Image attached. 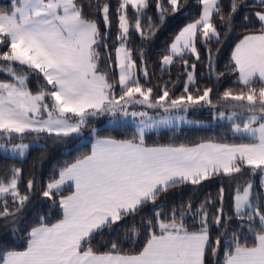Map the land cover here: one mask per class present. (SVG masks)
<instances>
[{"label":"snow or ice","instance_id":"6c2138e0","mask_svg":"<svg viewBox=\"0 0 264 264\" xmlns=\"http://www.w3.org/2000/svg\"><path fill=\"white\" fill-rule=\"evenodd\" d=\"M166 3L167 7L165 0H155L160 24L169 12L175 14L184 6L182 0ZM198 3L199 18L182 28L161 60L162 70H170L177 62L184 66L187 79L176 97L168 83L155 96L153 87L141 83V76L145 81L149 78L143 50L138 52V67L128 46L133 31L142 41L156 33L147 16L151 0H119L115 9L119 94L109 73L99 69L98 49L107 47L104 41L112 26L109 3H96L106 29L103 33L95 19L84 15L78 0H11L10 10L0 8V72L10 77L0 81V153L22 160L32 145L46 150L41 139L63 143L89 129L95 137L90 153L65 164L58 178L50 179L38 194L35 179H28L26 191H20V168L0 177V228L12 235L27 232L24 250L6 251L0 264H206L207 256L215 257L220 251L222 241L227 242L223 264H264V0L252 5L248 0H229L227 12L223 0ZM250 6L257 9L252 14L256 30L240 40L231 57L239 87H229L220 96L229 102L223 107L230 114H216L217 119L231 122V133L248 142L206 140L194 145L148 146L149 131L193 123L185 115L190 108H217L213 88L197 86L196 64H189L186 57L200 61L197 42L201 41L207 47V75L219 80L224 73L215 72L208 46L226 39L241 8ZM142 19L148 21L146 27ZM244 20L251 23L248 16ZM108 60L112 61L110 53ZM30 76L42 80L36 92L28 87ZM137 107L160 109L166 115L156 118L146 110H130ZM105 115L113 117V122L128 117L137 121L133 136L123 140L101 137L93 121ZM29 137L31 143H25ZM245 172L260 177L259 189L252 179L239 184ZM218 176L236 185L232 215L225 212L223 187L218 194L220 206L211 212L207 200L195 209L191 199L171 209L163 206L169 192ZM65 191L69 194L64 195ZM34 195L58 206L61 218L46 223L42 215L30 229H23L22 213ZM149 207L150 219L142 215ZM189 216L198 218L194 231L185 226ZM233 219L235 229L231 228ZM212 226L227 231L213 239ZM141 229L147 232L146 243L134 254L122 253L117 240L108 241V251L92 247L105 232L118 235L122 231L121 242H132ZM245 233L251 234V243Z\"/></svg>","mask_w":264,"mask_h":264},{"label":"trees","instance_id":"16d2710c","mask_svg":"<svg viewBox=\"0 0 264 264\" xmlns=\"http://www.w3.org/2000/svg\"><path fill=\"white\" fill-rule=\"evenodd\" d=\"M11 0H0V8L10 10ZM83 6L84 15L89 19H95L99 24L101 32H105V26L103 24L102 16L96 7L97 0H78ZM99 4L109 3L110 4V19L112 26L106 37L104 43L107 47H100L98 49L100 53V71H106L109 73L110 82L116 84V91L119 94L118 81V69L115 68L114 57L115 48L118 46L117 42V20L115 17V9L118 6L119 0H98ZM184 6L181 10L175 14L169 12L166 20L163 24L159 23L158 10L155 7V0H151V6L147 10V16L151 17L153 25L157 28L154 36L149 38L147 41H142L140 35L136 32H131L128 46L133 50V57L137 60V65H140V58L138 52L142 49L144 53V61L147 64L149 71V78L147 81L141 76V83L147 87H153L154 96L158 95L161 88L165 83H168V87L173 97L179 96L183 92V85L187 79L184 74V66L182 62L174 63L169 69L162 70L161 60L164 55L167 54L171 43L174 41L176 35L185 27L187 24L194 22L199 18L201 14V6L198 0H182ZM249 5L255 3V0H248ZM165 6L167 3L165 0ZM223 6L225 12L228 11L229 0H223ZM256 8L247 7L241 8L240 12L235 17L234 27L228 32L227 38L223 39L220 44L212 43L208 47L212 49L214 70L216 73H224L219 80L215 76L209 77L207 75V47L198 40L197 48L200 52V61H196L194 57L188 56L189 64H196V84L201 89L204 87L213 88V102L217 105L215 108L218 111H230L223 107L225 103L220 100V96L223 91L229 87L234 90L238 89L237 76L232 68V53L235 46L240 42L241 39L250 32L256 30L257 25L252 18V14L256 11ZM130 19L134 18V14L131 8H129ZM248 16L250 21H245L244 17ZM215 22L219 27L220 21L215 18ZM142 26L146 27L148 21L142 19ZM223 31V29H221ZM217 49H219L217 51ZM112 55V61L108 60V54ZM109 63H112V68H109ZM191 71V69H188ZM10 77L4 72H0V81L9 80ZM42 83L38 81L35 76H30L28 81V87L36 92L38 86ZM196 94L193 88L189 89ZM210 119L209 117H206ZM230 123H219L211 124L208 127L201 128H179V129H168L162 131H155L146 134L145 143L148 146L158 145H194L206 140H213L221 143H245L248 142L246 139L234 135L229 130ZM93 127L98 130V134L101 137H111L118 140L129 139L133 136L135 129L128 124H119L115 127H107L106 120L104 118H97L93 121ZM84 135L87 137V141L82 143L81 137L69 139L63 143H53L51 140L41 139L40 144L46 145V150L36 145L30 147L27 157L23 160L10 156H5L0 153V177H4L14 167L22 169V181L20 184V191L23 193L26 191V184L28 179H35L38 181L36 184V192L39 193V189L45 185L53 177L58 178L57 173L67 163L74 162L78 157L89 154L91 151L92 144L94 143L95 137L90 134V129L85 130ZM32 138L24 140V142H31ZM19 142V141H15ZM248 179H252L254 185L259 189L260 177H251L245 172L239 180V184L243 186L244 182ZM236 185L230 182V178L227 177H213L210 180L204 181L199 186H183L177 190L169 192V194L163 199V206L165 209H171L178 206L181 202H186L191 199L193 209L199 207L204 201H210L211 207L210 212L214 211L215 208L220 206L218 198L221 187L224 188V208L228 215H232V196L233 189ZM70 191V190H69ZM69 191H65L63 194H69ZM158 210V209H157ZM151 207L146 208L142 215L147 218H151ZM45 217L46 223H55L61 218L60 209L53 207L50 203L40 199L38 195L32 197V201L29 207L22 213L23 219L20 227L23 229H30L37 223V219L40 216ZM139 220V217H137ZM3 222L0 221V224ZM185 226L190 230L194 231L198 228V218L193 219L191 216L185 218ZM237 221L233 219L231 221V228L235 229ZM211 236L215 239L216 236L220 235L221 231H227L225 229H217L212 226ZM0 236L3 237V243H0V256L6 251H22L26 247V231H19L16 235L7 233L5 229L0 228ZM248 242H252V236L250 233H245ZM231 237H229L230 239ZM124 239V232L119 234H111L105 232L103 236H98L92 243V247L96 251H108L110 245L109 240H117L120 243V251L122 253L134 254L142 250L143 245L146 243L147 232L143 229L140 231V235L132 242H121ZM243 242V241H242ZM226 241H222L220 251L215 257L207 256L206 264H223L224 251H226Z\"/></svg>","mask_w":264,"mask_h":264},{"label":"rangeland","instance_id":"374dc122","mask_svg":"<svg viewBox=\"0 0 264 264\" xmlns=\"http://www.w3.org/2000/svg\"><path fill=\"white\" fill-rule=\"evenodd\" d=\"M130 110H146L149 112L150 115H152L153 117H156V118L163 117L166 115L160 109H140L139 107H137L136 109H130ZM217 112H218V110L210 109L208 106H203V107H198V108H190L185 115H186V119L193 121V123H180L175 128H160V129L151 130L148 133L155 132V131L168 130V129L201 128V127H208L211 124L231 123L230 121H228L226 119L225 120L217 119L216 118ZM226 113L230 114V111H226ZM206 117H209L210 119H208ZM99 118H104L106 120V126L107 127H115L119 124H128V125H131L134 129H136V126H137V121H134L131 117L121 118L119 122H113L114 118L111 116H108V115L101 116ZM80 137H81L82 143L87 141V137L84 134ZM25 143H31V142H25ZM27 153L23 159H25L27 157ZM8 156H10V154ZM14 158H19V157H14Z\"/></svg>","mask_w":264,"mask_h":264}]
</instances>
